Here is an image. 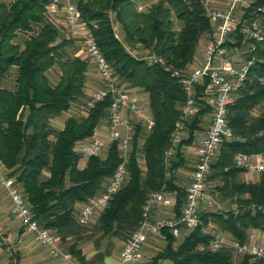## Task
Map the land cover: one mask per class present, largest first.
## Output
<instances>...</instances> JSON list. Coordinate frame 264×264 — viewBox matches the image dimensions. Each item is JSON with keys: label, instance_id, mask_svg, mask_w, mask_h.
Segmentation results:
<instances>
[{"label": "trees", "instance_id": "obj_1", "mask_svg": "<svg viewBox=\"0 0 264 264\" xmlns=\"http://www.w3.org/2000/svg\"><path fill=\"white\" fill-rule=\"evenodd\" d=\"M50 1L0 2V166L6 176L14 178L32 218L54 232L58 245L66 244V252L77 264H100L111 243L89 259L76 243L89 241L96 233L99 236L92 240L96 247L105 236L123 240L137 227L142 206L152 192L173 193L172 210L174 216L179 214L184 189L175 183V172L185 166L181 147L192 143L193 132L209 112L201 98L204 80L192 86L195 111L182 120L187 93L180 80L191 65L199 39L210 31V23L201 0H155L143 10L137 9L139 0H73L116 83L145 95L142 104L153 121L149 130L134 123L126 180L87 229L76 222V206L102 189L119 162L118 149L111 142L102 156L87 158L81 167L74 150L76 142L90 137L106 121L108 98L94 102L85 113H69L60 128L51 124L52 118L88 98L84 89L91 62L70 49L73 40L62 36L57 20L47 15L45 7ZM262 6L264 0L251 1L240 18L254 17L264 28ZM233 38L227 46L244 49L242 58L250 64L226 106L232 137L220 145L207 182L216 180L219 184L213 190L233 201L236 209L198 212L199 223L177 243L167 228L161 229L158 235L164 243L150 264H264L261 259L236 255L230 248L209 250L211 236L203 232L212 223L238 242L247 239L250 229L264 233V168L256 181L245 182L238 178L245 170L233 163L236 152L264 150V35L252 41L251 50H246L249 40L237 30ZM135 44L154 59L132 54ZM54 67L53 80L48 73ZM177 121L183 123L185 134L164 164L163 151L170 145Z\"/></svg>", "mask_w": 264, "mask_h": 264}, {"label": "built area", "instance_id": "obj_2", "mask_svg": "<svg viewBox=\"0 0 264 264\" xmlns=\"http://www.w3.org/2000/svg\"><path fill=\"white\" fill-rule=\"evenodd\" d=\"M201 3L203 15L210 23V31L206 33L200 49L193 55L191 69L180 80L187 93V98L181 107V116L184 120L193 115L194 100L190 96L192 86L201 84L204 80L206 83L201 98L209 106V112L203 134L193 148L194 161L187 173L183 203L178 216L173 214L153 217L151 215L153 208L171 207L174 199L165 190L152 192L142 206L140 222L129 232L117 252L120 264L137 260L143 244L149 238L158 235L161 229L167 228L174 238H178L199 223L200 210L221 212L227 210L212 198L207 190L206 182L211 163L220 145L232 137L226 120V106L236 90L241 87L250 64L249 60L242 58L245 50L228 47L227 42L235 41L233 34L237 30L243 38L249 40L246 50H251L252 41L262 38L264 28L254 17L240 18L241 16L236 15L237 9L244 5L245 0H201ZM45 8L50 18L56 20V17H60L64 26L79 39L81 50L89 58L99 77V86L88 94L84 102L72 105L68 113H85L94 102L103 98L109 99L106 107V121L100 129L101 132L95 129L90 137L74 145L80 167L87 158L99 155L111 142H115L118 149L119 162L102 189L76 206V222L86 225L107 205L111 196L126 180L125 164L130 151L134 123L140 122L146 130H149L153 121L144 105L139 104L144 101V98L134 95L131 88L116 83L113 72L98 49L90 29L81 22L80 12L73 0H51ZM182 132L183 123L177 121L170 145L163 151L164 164H167L169 158L173 156L175 147L182 138ZM233 163L245 172L258 173L264 168V150L252 154L236 152L233 155ZM0 183L9 202L11 213L19 222L23 232L29 234L37 244L47 248L50 256L61 260L70 259V255L58 245L54 232L39 226L32 218L26 202L14 183V178L6 176L0 170ZM234 207L232 206L231 209ZM203 232L211 236L207 245L211 251L230 248L236 255H247L264 260V245L254 241L250 234L245 241L238 242L224 234H216L213 230L204 229ZM199 249L203 247L199 246Z\"/></svg>", "mask_w": 264, "mask_h": 264}, {"label": "crops", "instance_id": "obj_3", "mask_svg": "<svg viewBox=\"0 0 264 264\" xmlns=\"http://www.w3.org/2000/svg\"><path fill=\"white\" fill-rule=\"evenodd\" d=\"M240 8V7H239ZM238 8V9H239ZM237 9V11H238ZM236 11V13H237ZM202 39L200 38L197 45L200 47ZM203 44V42H202ZM198 49V50H199ZM197 50V51H198ZM197 53V52H196ZM99 86V78L94 71L92 65L88 66L86 71V81H85V89L86 94L89 93L91 88H97ZM133 90L134 95H139L142 98H145L144 94L138 93L137 89L131 88ZM91 92V91H90ZM27 114V110L23 111V117ZM68 112H62L58 116L51 119V124L60 128L62 126V122L64 118L68 115ZM208 121L207 116H203L202 122L205 126L199 127L198 130L193 132V139L190 145H185L181 147V152L183 157L185 158V168L183 170L178 169L175 172V175L178 177V173H182L185 175V185L187 182V173L191 169L194 161L193 148L196 145L197 141L203 134V131L206 127ZM105 121L101 122L96 130L100 131V129L104 126ZM101 132V131H100ZM1 172H5L3 168L0 166ZM176 177V178H177ZM238 178L241 181H256L258 178V173L254 172H241L239 173ZM178 179V178H177ZM170 193V192H169ZM171 197H173V193H170ZM172 207H156L151 211V215L153 217L156 216H171L174 214ZM164 213V214H163ZM209 227L212 230L217 231L212 223H208ZM227 237H230L227 233L221 232ZM185 234V233H184ZM248 234L252 235L254 241L258 242L261 245H264V233L259 229H250ZM183 235V234H182ZM182 235L178 238H175V242H179L181 240ZM119 242V243H118ZM112 241V247L108 254L102 257L100 264H120L117 259V252L120 249L123 241ZM118 243V245H117ZM164 241L160 237V235H155L152 238H149L142 246L140 257L127 264H150V259L152 257L153 251L158 250ZM82 254L85 255L86 259L93 254V251L88 246H80ZM0 264H77L73 257L70 256L68 260H61L58 258H54L49 255L47 248L40 246L37 244L29 234L23 232L19 222L13 217L9 202L5 196L4 189L0 183Z\"/></svg>", "mask_w": 264, "mask_h": 264}, {"label": "rangeland", "instance_id": "obj_4", "mask_svg": "<svg viewBox=\"0 0 264 264\" xmlns=\"http://www.w3.org/2000/svg\"><path fill=\"white\" fill-rule=\"evenodd\" d=\"M10 1H12V0H0V2H5V3H8V2H10ZM155 0H139L138 2H137V9L138 10H143V7L144 6H148L150 3H152V2H154ZM251 1H253V0H245V3H244V5H242V6H240V8L238 9V11H237V13H236V15L237 16H240V14H241V12L243 11V9L245 8V7H247L248 6V4L251 2ZM260 10H262V11H264V6H262L261 8H260ZM56 20H57V24H58V26H59V28L61 29V34H62V36H64V37H69V38H71L72 40H73V43H72V45L70 46V49L71 50H76L75 52H76V54H79V56H81V57H84L86 54L81 50V48H80V44H79V42H78V40L75 38V36L64 26V24H63V22H62V20L60 19V17H56L55 18ZM112 27H113V30H114V32L118 35V26H117V24L116 23H114L113 21H112ZM175 27H177V24H175ZM205 35H206V33H204L202 36H201V39H202V41H200L201 42V45H202V42H203V40H204V38H205ZM22 36V35H21ZM119 36V35H118ZM18 39L20 40V36L18 35ZM244 40V39H243ZM134 47H135V49H131L130 51H131V53L132 54H134V55H137V56H143V58H145L146 60H151L152 58H154V57H152V56H150V55H147L148 54V52H147V50H145V49H143V48H141V46H139V45H137V44H135L134 45ZM199 49V46L197 45L196 46V48H195V52H194V54L197 52V50ZM241 50H244V49H241ZM87 59V58H86ZM191 67H192V65H188V66H186V69L187 70H189V69H191ZM52 71L53 72H55V73H57V69H56V67H54L51 71H49V73H48V75H49V78L50 79H53L54 80V75H53V73H52ZM12 72H10V74H11ZM99 78V77H98ZM8 81V80H7ZM94 89H96L95 87L94 88H91L90 89V91L92 92ZM90 91H89V93H90ZM88 93V94H89ZM140 103H143V102H139V104ZM204 116H207V113L204 115ZM101 122H104V120H102ZM100 122V123H101ZM205 123V122H204ZM203 122H202V124H200V127L202 126H205V124H204ZM97 128V127H96ZM182 134H185V133H183L182 132ZM141 142H142V136L137 140V144H138V146L141 144ZM104 151L105 150H103L99 155L100 156H102L103 155V153H104ZM138 162L141 164V162H142V159H141V157H140V155H138ZM183 168H185V166L184 167H181V168H179L180 170H183ZM176 177H177V175H175ZM239 176V175H238ZM178 178V179H177ZM176 178V180H175V183L177 184V185H179V186H181L183 189H185V175L184 174H182V173H178V177ZM187 183V182H186ZM219 184L216 180H211V181H208V182H206V186H207V190L209 191V193H210V195L212 196V198L217 202V203H219V204H221L222 206H224V208L225 209H231V207L232 206H235L234 207V210L236 209V205L234 204V202L233 201H230L229 199H227V198H222L219 194H218V192L216 191V190H213V185L214 184ZM200 211H202V210H200ZM199 211V212H200ZM164 214V213H163ZM97 215V214H96ZM96 215H94V217L92 218V220L89 222V223H87L86 225H83L84 226V228H87V229H89V228H91V226H92V224H93V222H94V220H95V218H96ZM206 229H209V230H211L212 228H210L209 227V224L207 225V228ZM213 232L214 233H216V234H221L220 233V231L219 230H217V231H215V230H213ZM99 236V233H96V234H93L92 236H91V239L89 240V241H86V240H84V241H79V242H77L76 243V245H77V247L78 248H80V246L82 247V246H84V245H86V246H88L89 248H91V250L93 251V254L96 252V251H103V249L108 245V244H112V241H124V239L126 238V236L123 238V240H119V239H117V238H108L107 236H105V237H103V238H101V240H100V244H99V246L98 247H96V246H94L93 245V243H92V240H94L95 238H97ZM119 243V242H118ZM118 243H117V245H118ZM113 245V244H112ZM60 246V248L63 250V251H66V244H61V245H59ZM81 250V249H80ZM153 251V254H152V256L157 252V250H152ZM93 254L89 257V258H91L92 256H93ZM84 255V254H83ZM84 257H85V255H84Z\"/></svg>", "mask_w": 264, "mask_h": 264}]
</instances>
